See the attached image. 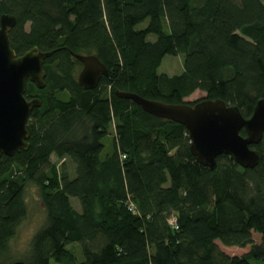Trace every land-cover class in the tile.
<instances>
[{"label":"trees","instance_id":"1","mask_svg":"<svg viewBox=\"0 0 264 264\" xmlns=\"http://www.w3.org/2000/svg\"><path fill=\"white\" fill-rule=\"evenodd\" d=\"M4 14L16 21L8 34L17 56L55 52L44 61L45 87L25 85V97L41 102L27 123L28 149L0 157V264L31 184L45 221L25 264H264V134L252 146L254 168L220 155L210 170L191 155L182 125L114 94L180 104L200 91L192 102L220 99L249 117L264 99L261 0H0ZM70 52L95 55L107 76L81 88ZM166 55L182 56L180 74L157 72ZM51 154L71 171L50 163ZM217 242L249 248L228 255Z\"/></svg>","mask_w":264,"mask_h":264},{"label":"water","instance_id":"2","mask_svg":"<svg viewBox=\"0 0 264 264\" xmlns=\"http://www.w3.org/2000/svg\"><path fill=\"white\" fill-rule=\"evenodd\" d=\"M15 22L12 15L0 16V157H11L28 149L27 123L32 110L41 102L36 97H25V85L30 82L37 89L45 87L44 61L55 52L32 48L17 56L10 47L8 34ZM70 54L81 65L77 74L81 88L94 89L107 76L106 65L95 55ZM114 94L131 100L148 114L182 125L188 133L190 153L203 167L214 170L220 155L230 156L243 169H252L258 163V154L252 146L264 134L263 98L256 101L251 115L245 118L237 106L220 99L169 104L130 92L115 90ZM7 264L25 263L17 260Z\"/></svg>","mask_w":264,"mask_h":264},{"label":"rangeland","instance_id":"3","mask_svg":"<svg viewBox=\"0 0 264 264\" xmlns=\"http://www.w3.org/2000/svg\"><path fill=\"white\" fill-rule=\"evenodd\" d=\"M264 3V0H261ZM146 22L137 26V28L145 27ZM80 70V68H79ZM183 71V58L181 55L170 56L166 55L162 58L161 63L158 67V73H165L167 75H178ZM204 93L200 91H195L192 95L185 99V101L192 102L204 97ZM60 98H66L65 94H59ZM114 128L113 125H109V129L107 130V136L103 139V143L105 148L102 153L108 150V145L111 141V137L113 136ZM50 163L56 164L58 167L61 165H65L69 171H71V163L68 159L62 158L58 159L55 154H51L49 158ZM25 201L27 205V213L26 216L21 222L18 224L15 235L10 240L9 243V254L8 258L5 260L4 264L21 260L28 253L29 243L36 232V230L41 227L45 221V210L40 201V197L38 194V190L34 185H29L25 191ZM70 203L73 208L79 210V203L76 198H70ZM253 240L255 243H258L260 240V235L253 234ZM218 246L221 250H223L228 255H242L244 254L249 247L238 248V247H226L218 243ZM67 249L73 251L75 257L78 261L82 260V253L78 243H72L67 245ZM49 264H55L53 261H50Z\"/></svg>","mask_w":264,"mask_h":264},{"label":"built area","instance_id":"4","mask_svg":"<svg viewBox=\"0 0 264 264\" xmlns=\"http://www.w3.org/2000/svg\"><path fill=\"white\" fill-rule=\"evenodd\" d=\"M170 223H171L172 225H174V224H175V219H174V218L170 219ZM174 226H175V225H174Z\"/></svg>","mask_w":264,"mask_h":264}]
</instances>
